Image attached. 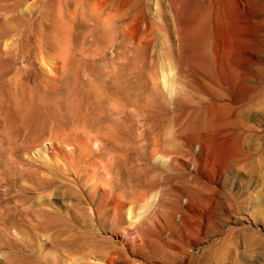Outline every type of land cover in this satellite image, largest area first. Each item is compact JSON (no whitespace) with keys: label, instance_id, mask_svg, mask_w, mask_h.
Returning a JSON list of instances; mask_svg holds the SVG:
<instances>
[{"label":"rangeland","instance_id":"374dc122","mask_svg":"<svg viewBox=\"0 0 264 264\" xmlns=\"http://www.w3.org/2000/svg\"><path fill=\"white\" fill-rule=\"evenodd\" d=\"M0 23L79 174L46 141L0 173V264L66 240L75 264H264V0H0Z\"/></svg>","mask_w":264,"mask_h":264},{"label":"bare ground","instance_id":"6f19581e","mask_svg":"<svg viewBox=\"0 0 264 264\" xmlns=\"http://www.w3.org/2000/svg\"><path fill=\"white\" fill-rule=\"evenodd\" d=\"M29 43L30 35L26 29L18 28V26L15 25L12 26L0 23V96H2L0 98V108L3 109L4 106L3 95H5L6 99L12 104L8 121L5 122L2 129H0V141L2 142V146H0V173L9 171L14 163L18 160H22L21 158L28 155L30 151L42 148L43 142L46 141L48 150L51 153V158L49 160L51 162H46V164L52 169H59V171L62 168L75 170L78 179V160L75 158L73 160V154L75 153L72 154V146L69 143L70 138L59 136L55 131L56 129L51 130V122L55 120L57 113L50 105L46 104L47 101L42 100L43 97H38L28 91L29 75L21 74L17 67L18 62H28L29 56L24 51V47L28 46ZM39 92L41 91L39 90ZM63 114L65 115V113ZM64 122L66 121L64 120ZM64 134L67 136V133ZM63 145L67 146L66 150L63 148ZM9 155L12 157L10 161L8 158ZM66 155L70 158H68L69 161L66 159L68 165L63 166L59 162V158L66 157ZM1 181L0 177V184ZM48 184L50 183L48 182ZM102 205H104L102 202H97L95 205L93 214L96 220L102 218V212L105 210V207L103 209ZM77 245L78 243L73 241H64L62 244L64 247L63 250L58 254H54L55 261L58 264H75L76 258H79V254H82L80 250L77 249ZM95 251L102 252V249L97 247ZM30 255L29 253V257H31ZM108 255V262L112 264V254L108 252ZM24 259L25 257L22 256L19 264H24ZM28 259L27 257V260ZM39 259V256L37 259L35 258V260ZM34 264H37V262Z\"/></svg>","mask_w":264,"mask_h":264}]
</instances>
